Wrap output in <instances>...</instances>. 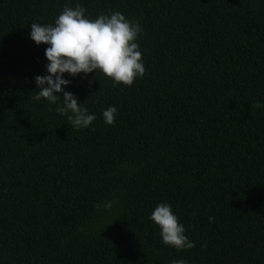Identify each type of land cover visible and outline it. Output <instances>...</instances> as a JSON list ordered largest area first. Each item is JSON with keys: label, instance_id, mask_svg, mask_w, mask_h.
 <instances>
[{"label": "trees", "instance_id": "obj_1", "mask_svg": "<svg viewBox=\"0 0 264 264\" xmlns=\"http://www.w3.org/2000/svg\"><path fill=\"white\" fill-rule=\"evenodd\" d=\"M77 3L138 21L146 68L133 86L65 74L96 115L78 130L32 99L47 46L29 39ZM161 202L194 248L161 242ZM181 258L264 264V0H0V264Z\"/></svg>", "mask_w": 264, "mask_h": 264}, {"label": "clouds", "instance_id": "obj_2", "mask_svg": "<svg viewBox=\"0 0 264 264\" xmlns=\"http://www.w3.org/2000/svg\"><path fill=\"white\" fill-rule=\"evenodd\" d=\"M85 12V7L79 3L74 7L65 5L54 23H31L29 33V39L37 46H47L45 74L34 77L38 90L32 99L39 102L43 98L49 105H54V111L67 116L77 130L89 128L96 115L89 113L72 92L65 90L71 84L65 74L83 79L93 72L96 77L99 72L110 78L114 85L133 86L146 72L138 43L144 30L138 21L129 20L119 11L100 14L95 19H90ZM117 112L116 106L103 110L104 123L114 125ZM117 202L107 201L96 207L111 212ZM148 218L159 229L164 245L177 251L195 247L169 203L156 205ZM212 219L209 217L210 222ZM171 264H187V261L181 258Z\"/></svg>", "mask_w": 264, "mask_h": 264}]
</instances>
